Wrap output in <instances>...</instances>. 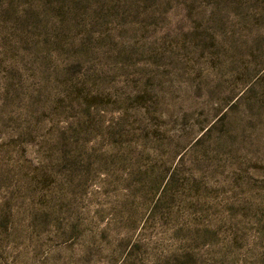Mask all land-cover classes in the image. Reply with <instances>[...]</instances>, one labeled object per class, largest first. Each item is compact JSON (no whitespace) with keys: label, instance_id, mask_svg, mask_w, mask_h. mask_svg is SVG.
I'll use <instances>...</instances> for the list:
<instances>
[{"label":"rangeland","instance_id":"rangeland-1","mask_svg":"<svg viewBox=\"0 0 264 264\" xmlns=\"http://www.w3.org/2000/svg\"><path fill=\"white\" fill-rule=\"evenodd\" d=\"M0 264H264V0H0Z\"/></svg>","mask_w":264,"mask_h":264}]
</instances>
